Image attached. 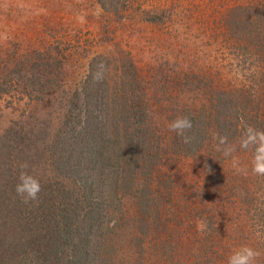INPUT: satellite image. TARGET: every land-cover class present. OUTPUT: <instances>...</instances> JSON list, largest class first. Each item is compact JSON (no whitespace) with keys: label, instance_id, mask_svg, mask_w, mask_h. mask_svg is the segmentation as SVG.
I'll list each match as a JSON object with an SVG mask.
<instances>
[{"label":"rangeland","instance_id":"obj_1","mask_svg":"<svg viewBox=\"0 0 264 264\" xmlns=\"http://www.w3.org/2000/svg\"><path fill=\"white\" fill-rule=\"evenodd\" d=\"M103 1L108 9L98 0H0V143L20 145L10 155L19 163L25 144L43 150L101 57L111 95L137 98L151 139L164 143L151 176L138 169L136 189L122 197L114 263L229 264L248 247L264 264L259 136L243 146L264 133V0ZM121 75L131 88H120ZM192 114L206 118L194 151L169 129ZM28 172L50 177L46 167Z\"/></svg>","mask_w":264,"mask_h":264},{"label":"trees","instance_id":"obj_2","mask_svg":"<svg viewBox=\"0 0 264 264\" xmlns=\"http://www.w3.org/2000/svg\"><path fill=\"white\" fill-rule=\"evenodd\" d=\"M102 59L91 61L81 88L68 101L61 127L44 141L43 150L38 143L25 144L27 155L20 153L19 163L10 155L20 145L13 147L9 138L0 143V264H115L122 197L136 189L138 169L151 176L164 143L151 139L149 116L137 98L123 91L111 95L117 89L109 85ZM119 79L123 90L134 83L123 75ZM216 102L219 108L239 110L236 105L232 109L229 98ZM205 119L203 114L188 118L187 150L194 151L203 140ZM25 164L32 174L42 167L50 173L39 181L38 199L28 203L15 191Z\"/></svg>","mask_w":264,"mask_h":264},{"label":"clouds","instance_id":"obj_3","mask_svg":"<svg viewBox=\"0 0 264 264\" xmlns=\"http://www.w3.org/2000/svg\"><path fill=\"white\" fill-rule=\"evenodd\" d=\"M192 124L187 118H178L171 122L169 125V129L171 131L177 132L178 135L183 136L185 130L191 129ZM251 132V130H249ZM256 136H259L260 139V147L257 149V155L255 158V166L254 173L264 175V133H257L255 135H250L249 140L244 141L245 147H247L250 141H254ZM185 142H187V138L185 137ZM224 140L221 139V143ZM27 165L21 166V171L19 173L18 183L16 184L15 191L18 196H20L25 203L29 201H35L38 199V194L41 191V185L37 178L30 175L28 171H26ZM206 224L203 221L198 223V230L203 231L206 228ZM260 255L259 252L254 251L251 248L245 247L240 251L236 252L229 259V264H254V260L256 257Z\"/></svg>","mask_w":264,"mask_h":264}]
</instances>
